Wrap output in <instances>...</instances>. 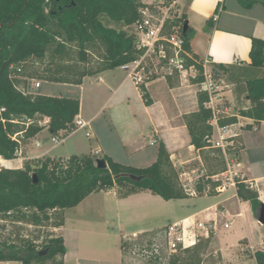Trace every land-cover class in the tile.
Instances as JSON below:
<instances>
[{
    "label": "trees",
    "instance_id": "obj_1",
    "mask_svg": "<svg viewBox=\"0 0 264 264\" xmlns=\"http://www.w3.org/2000/svg\"><path fill=\"white\" fill-rule=\"evenodd\" d=\"M170 1L173 0H166V3ZM237 2L245 8L254 3L264 6V0ZM145 7L154 8L142 0H0L1 158H16L21 142L36 135L45 125L52 137L64 138L77 129L74 120L79 113V98L28 91L26 80L38 78L78 85L85 76L138 59L144 49L137 47L131 26L140 20V9ZM184 22V15L168 16L165 30L169 33L172 27L178 26L183 47L190 52L192 30L188 27L183 33ZM95 49H101L102 54L97 66H91L90 54ZM249 58L250 62L237 70L229 66L225 79L213 74L217 81L225 85L224 90L232 89L236 84L237 97L240 98L243 93L241 103L247 102L236 115L228 111V103L222 98L217 106L220 126L237 123L238 115L251 120L241 124V129H249L253 124L264 121V39L252 37ZM45 59L47 62L41 71L30 70L31 63ZM201 62L195 57L186 60V65L193 64L197 70L191 81L198 85V90L197 109L184 114L183 119L190 144L202 151L201 157L211 174L224 170L225 163L218 148L205 149L209 145L207 138L213 130V112L205 105L207 93L199 87L203 81ZM155 76L152 74L150 79ZM165 78L171 85V75L166 74ZM137 87L148 105L150 101L145 83ZM43 117L49 120L45 125H39L38 121ZM14 134H17L16 139L12 138ZM236 142H241L238 148L242 150L244 146L240 135L236 137ZM97 158H102L107 167H97ZM32 174L37 177L36 183L32 181ZM245 180V176L235 178V193L240 200L248 201L255 213L262 203L257 190L249 187ZM207 184L213 188L218 182L198 181V196L205 195L203 190ZM116 187L120 197L142 190H148L164 200L189 197L179 183L178 171L169 152L159 141L156 159L144 167L122 164L108 155L96 157L91 154L29 158L23 161L21 168L0 166V215L41 225L49 220L50 211L61 212L76 206L93 192ZM62 223L60 213L53 227ZM212 236L213 231H210L208 237L199 236L194 245L179 247L168 264H201L202 254ZM42 250L47 252L40 254ZM64 253L63 239L58 235L49 237L40 249L30 241L20 246L0 242V261L59 264L56 257ZM253 257L256 264H264V250L255 251Z\"/></svg>",
    "mask_w": 264,
    "mask_h": 264
},
{
    "label": "crops",
    "instance_id": "obj_2",
    "mask_svg": "<svg viewBox=\"0 0 264 264\" xmlns=\"http://www.w3.org/2000/svg\"><path fill=\"white\" fill-rule=\"evenodd\" d=\"M142 2L145 4L150 3L144 0ZM173 4L177 5L179 14L185 16L188 27L192 30L190 56L199 60H209L212 71L215 70L217 72L213 71V74H218L223 79L228 75L229 66L237 70L239 67L246 66L250 62L249 52L252 37L264 39V6L260 3H254L249 8L241 6L237 0H175ZM215 14L217 15V19L213 20ZM87 78H91L90 84L95 85V89L98 88L96 84H101V90L104 92L105 88L110 94L106 99L102 100L91 116L83 114L81 97H77L80 101L78 116L89 123L86 131H89V137L94 138V144L90 146L86 153L81 154H91L96 157L108 155L114 161H117L112 151L113 147L121 145L127 154L140 150V146L142 145L139 142L135 147L134 143L131 144V141L128 142L120 137L116 125L117 123H121L118 118L119 115L113 116L109 112L111 109H115V112L118 113L119 106H123L122 108L126 114L134 115L131 111L130 102L137 99L145 116L148 118L151 131L150 144L155 145V153L149 159L151 163L152 160L156 159V148L159 141L164 143L170 154V159L175 166H179L182 163L185 164L197 156H202V151L195 149L190 144V136L183 119L184 114L197 109L198 85L196 83L189 80L188 82H180L181 85L178 86L174 84L169 85L163 75H156L145 83L150 101L146 105L138 87L133 83L129 71L124 70L121 66L85 76L82 79V83L76 86L83 89ZM129 80L133 85L134 91L132 93L130 92V88L126 87V82ZM30 81L32 80L25 82L28 91H32L31 89L34 87L33 82ZM38 81L40 82V80ZM62 84L71 85L70 83ZM236 86L234 84L232 89H225L222 92V98L228 103V111L231 114L237 115L238 110L244 108L247 102L242 101L243 103H241L244 94L241 93V99L237 97L238 88ZM105 110L108 111L107 114H104ZM100 115H104L105 121L102 122L103 125L100 124L101 127L96 128L92 123ZM250 121L249 118L238 115V123L240 125ZM263 123L264 121L260 122V124H253L258 127L255 131L261 130ZM249 129L240 128L239 130L244 147L239 155L236 169L246 177V180L254 184L253 188L257 190L259 200L264 204V163L257 165L250 163L249 165L245 162L249 143L245 139L244 134ZM76 130L69 133L66 137L72 135ZM115 133L116 136L119 135L118 138H116ZM49 135L50 133L45 125L36 135L21 142L20 156L9 160L0 157V161H3L2 165L7 168H21L23 161L29 158L41 156L56 158L49 155V149H43ZM107 136L109 139L112 137L114 142L110 144L103 142V139ZM258 139L260 138L258 137ZM257 142L259 140L256 139V145L258 144ZM149 160L148 162H150ZM126 165L135 167L147 166ZM233 188L234 197L237 199L241 210H237L230 215L244 217L241 206V203H244V211L249 217H255L258 225H262L257 220V211L255 213L252 211L248 201L240 200L236 196L235 187ZM97 193L106 196V198L99 199L100 201L96 202L94 200L87 201L85 197L76 206L61 210L63 223L58 227H53L55 234L62 237L65 246L64 255L56 257L59 264H132V257L124 250V246L126 245L125 239L133 234H153L165 228V226L161 228L145 227L146 219L151 217L149 206L151 203L159 201V198H156L158 195L155 196L148 190H142L120 197L115 188L101 190ZM228 199L229 197L224 198L204 209L205 211L213 209L212 213H206L204 220H209L210 224L213 225L212 231L214 230L215 233H217L215 223L218 220L219 214H224L228 211L224 204ZM93 203L102 207L101 215L99 216L102 222L99 225H94L92 217L86 213V208L93 206ZM196 215H198L197 212H189L175 221L183 219L191 221ZM135 223L138 227L129 231L128 228ZM99 236H102L103 244L101 248H99L100 246H87V244L79 241L81 239L91 240ZM236 245L240 248V251L242 249L245 256L254 259L253 253L255 251L264 250V234L260 235L258 239H254L249 233H244L237 237ZM219 256V264H223L224 255L220 248ZM0 264H21V262L6 260L0 261Z\"/></svg>",
    "mask_w": 264,
    "mask_h": 264
},
{
    "label": "rangeland",
    "instance_id": "obj_3",
    "mask_svg": "<svg viewBox=\"0 0 264 264\" xmlns=\"http://www.w3.org/2000/svg\"><path fill=\"white\" fill-rule=\"evenodd\" d=\"M146 4H151L154 7H159L161 10H168V16L171 18L180 16L177 5L173 4V1H170L168 4L166 0H144ZM102 50L95 49L92 54H90V62L91 66H97L100 62ZM47 59L43 62H34L30 64V70L32 72L41 71L42 68L45 67V63ZM147 75L150 76L152 74L155 75H163L164 77L166 74H169V70L165 66L156 65L152 60L148 58L147 60ZM172 84L174 85H181L180 79L176 74H171ZM40 80V79H36ZM29 81V80H26ZM34 80L30 81L33 82ZM91 78L86 79V85L83 89L79 86L74 84H62L58 82H49L45 80H40V86L35 88L33 87L31 90L36 93L40 94H47L53 96H68V97H81L82 103V110L83 114L91 116L93 112L96 111L98 105L102 102V100L106 99L110 92L104 88V92L101 90V84H96L98 86L97 89L94 88L93 85L90 84ZM126 87L130 88V92L132 93L133 85L131 81L126 82ZM192 95V92H191ZM131 108L134 115L126 114L125 110H123V106H119V112L116 113L115 109H111L109 112L113 116L119 115L120 124L117 125V131L120 137L125 139L126 141H131L130 143H134L135 147L139 142L140 150H137L135 153L127 154L123 150V146L113 147V152L117 161L122 164H132L136 166L142 165H149L151 161L149 160L151 155L155 153V145L150 144L151 140V131L149 128L148 118L145 116L140 102L135 99L131 102ZM107 110H105L104 114H107ZM114 119V118H113ZM104 115H100L92 125L96 128L101 127L100 124L103 125ZM115 121V119H114ZM116 123V122H115ZM87 128H79L77 129L72 135L68 137L56 136V142L52 141V136H48L47 142L43 146V149H49V155L54 157H68L71 155H79L81 153H86L89 150L90 146L94 144L93 137H86L85 132ZM119 135L115 136L116 138ZM245 139L249 143V149L247 151V157L245 158V162L250 165H257L259 163H264V123L262 124L261 130L255 131L249 129L244 134ZM261 136V137H260ZM258 137L260 139H258ZM259 140L258 144H255V140ZM138 140V141H137ZM253 140V142H252ZM103 142L106 144L113 143V138L110 139L108 136L103 139ZM153 159V158H152ZM148 160L150 162H148ZM154 160H152L153 162ZM198 161L192 160V165H197ZM3 161H0V166H3ZM178 164V163H177ZM182 163L179 166H174L176 170H180L181 168H187L191 165ZM206 166V162H204ZM215 166V164L213 163ZM4 167V166H3ZM118 191V188H115ZM99 192V191H98ZM156 196V195H155ZM229 197V199L224 203L227 207L228 211L224 214H219L218 220L215 223L216 232L213 230V236L209 242V245L205 248L202 254V263L201 264H219L220 263V256H219V248L221 249L224 259L223 264H255L253 258L249 256H245L240 251V248L237 247V237L239 235H243L244 233H249L254 239H258L260 235L264 234V225H258L255 221V217H249V215L244 211V203H241L242 212L244 213V217H234L231 216V213H235V211H240L239 205L237 203V199L234 197V188L232 186H228L225 191L221 193H217L214 190L208 192V194L198 197H186L181 199H170V201H166L161 199L160 197L156 203H151L149 208L151 209L150 216L145 221V227H164L167 224L174 222L175 220L181 218L185 214L189 212H197L191 222L195 220L204 221L206 213H212L213 209L211 208L208 211H205V207L213 205L224 198ZM87 201L94 200L99 202V199L106 198L102 194L97 192L89 194L86 197ZM86 213L92 217V222L95 224H100L102 220L99 218L101 215L102 207L93 203V206L86 208ZM204 212H200V211ZM60 211H50L48 213L49 220L43 221L41 225H34L31 224L29 221H21V220H14L11 217H5L0 215V242L6 241L8 244H14L16 246H20L25 241L33 242L38 249H40L51 236H56L55 232L53 231V224L58 221L60 218ZM62 214V213H61ZM150 222L149 224H147ZM228 224V228H224V224ZM136 223L129 227V231L135 229ZM151 233H146L144 235H150ZM219 239V242H218ZM127 240V238L125 239ZM83 244H87L90 246H96L101 248L102 247V236L97 238H93L91 240H79ZM128 243V241H127ZM127 244L124 246V250L132 257V264H150L149 262L131 255L128 252Z\"/></svg>",
    "mask_w": 264,
    "mask_h": 264
},
{
    "label": "built area",
    "instance_id": "obj_4",
    "mask_svg": "<svg viewBox=\"0 0 264 264\" xmlns=\"http://www.w3.org/2000/svg\"><path fill=\"white\" fill-rule=\"evenodd\" d=\"M169 8L165 10H161L158 6L154 7L153 10L147 7L142 8L140 9V20L131 26L137 47L144 49V52L138 59L121 65V67L129 71L135 86L150 80L151 75L148 76L146 70L148 58L156 65L167 67L169 75L176 74L181 82H188L195 78L197 74L193 64L186 65V60L191 58V56L183 47L179 27H172L169 33L165 30V21L168 18ZM216 19L217 15L215 14L213 20ZM201 64L203 81L199 84V87L207 93L208 100L205 105L213 112L211 120L213 130L207 138L209 145L205 149L218 148L223 157L225 168L220 172L209 174L207 166L204 164L205 161L201 156H197L194 159L198 161L197 165L190 164L192 160L186 162V165L190 164L191 166L178 170V180L184 193L189 197H198L199 193L196 189V184L200 180L218 182L213 188L207 184L203 190L206 195L211 190L219 193L226 190L228 186L235 187V178H243L244 176L236 169L238 157L241 153V149L238 148L241 142H236V137L240 135V124L237 122L224 126L218 125L217 106L222 102V92L225 85L214 78L209 60L204 59ZM39 85L38 80L33 81L35 88L39 87ZM48 120V117H43L38 121V124L45 125ZM74 122L77 128L86 129L89 126V123L80 116H76ZM257 128L256 125L251 127L252 130H257ZM20 135L21 133H19ZM85 135L89 137V131H86ZM16 136L17 134H14L12 138L16 139ZM52 141L56 142L57 140L52 137ZM20 154L19 149L17 157ZM245 182L249 187H254L251 181L245 180ZM224 227L227 228L228 224L225 223ZM212 229L213 225L210 224L209 220H204L203 222L198 220L191 222L188 219L174 221L167 224L162 231L150 235L133 234L127 237V249L131 255L137 256L150 264H168L170 257L176 253L179 247L184 248L194 245L199 236L208 237Z\"/></svg>",
    "mask_w": 264,
    "mask_h": 264
},
{
    "label": "water",
    "instance_id": "obj_5",
    "mask_svg": "<svg viewBox=\"0 0 264 264\" xmlns=\"http://www.w3.org/2000/svg\"><path fill=\"white\" fill-rule=\"evenodd\" d=\"M187 28H188V23L185 20V22L183 23L182 32L183 33H186ZM213 71H215V70H213ZM95 162H96V166L99 167V168H106L107 167L105 161L102 158H97ZM132 178L135 179V177H132ZM136 179H138V178H136ZM32 181L34 183L37 182V177H36L35 174H32ZM256 215H257L258 222L260 224L264 225V204H261V206L258 208V210L256 212ZM46 252H47V250H42L40 252V254H44Z\"/></svg>",
    "mask_w": 264,
    "mask_h": 264
},
{
    "label": "bare ground",
    "instance_id": "obj_6",
    "mask_svg": "<svg viewBox=\"0 0 264 264\" xmlns=\"http://www.w3.org/2000/svg\"><path fill=\"white\" fill-rule=\"evenodd\" d=\"M5 162V161H4Z\"/></svg>",
    "mask_w": 264,
    "mask_h": 264
}]
</instances>
